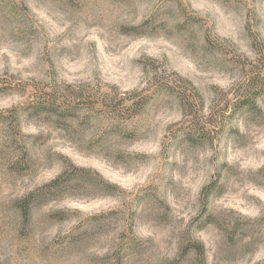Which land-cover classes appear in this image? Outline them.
Here are the masks:
<instances>
[{
  "label": "rangeland",
  "instance_id": "374dc122",
  "mask_svg": "<svg viewBox=\"0 0 264 264\" xmlns=\"http://www.w3.org/2000/svg\"><path fill=\"white\" fill-rule=\"evenodd\" d=\"M255 44L264 0H0V264H264V96L221 118ZM175 73L217 119L207 139L160 87ZM113 90L150 100L124 120L91 108ZM58 93L81 106H33ZM69 162L115 188H71L24 218L17 200Z\"/></svg>",
  "mask_w": 264,
  "mask_h": 264
},
{
  "label": "trees",
  "instance_id": "16d2710c",
  "mask_svg": "<svg viewBox=\"0 0 264 264\" xmlns=\"http://www.w3.org/2000/svg\"><path fill=\"white\" fill-rule=\"evenodd\" d=\"M258 52L256 60H239L242 69V75L235 83V86L229 90L228 100H232V106L229 108L228 101L223 107L225 112L222 113L227 117L235 112L258 111L259 98L264 96V50L254 45ZM246 62V63H245ZM161 89H168L175 92L182 111L185 115V122L182 125L187 136L191 139L200 137L207 139L210 135V127L215 124L216 118L214 114H206L204 112L205 104L199 90L186 77L175 73V77L160 83ZM232 94V96H230ZM90 106L95 111L120 119H130L139 114L150 100V95L143 91H134L128 93H120L112 91H100L99 93H91ZM80 98L78 94H62L56 96H40L34 103V107L46 109L49 112H65L70 109H76ZM81 106V105H80ZM229 108V109H228ZM107 115V114H106ZM19 115L14 112L11 123L17 126L19 123ZM14 125V126H15ZM219 127V125H218ZM115 184L106 180L97 170L77 165L69 162L63 170L50 181L34 188L29 193L19 198L16 202L17 207L22 212L24 218H28L31 214L32 207L41 204L49 199L59 197L71 188H85V191L92 194L94 190H99L94 195L111 193ZM206 186V190H207ZM84 194L88 195L86 192ZM212 220L213 215L209 214ZM194 248L201 259L204 258L203 243L195 241L191 247ZM204 260V259H203Z\"/></svg>",
  "mask_w": 264,
  "mask_h": 264
}]
</instances>
